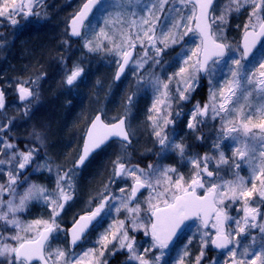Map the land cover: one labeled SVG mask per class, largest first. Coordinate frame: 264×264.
I'll list each match as a JSON object with an SVG mask.
<instances>
[{"label": "snow or ice", "instance_id": "obj_1", "mask_svg": "<svg viewBox=\"0 0 264 264\" xmlns=\"http://www.w3.org/2000/svg\"><path fill=\"white\" fill-rule=\"evenodd\" d=\"M41 2L2 0L0 18L15 26L18 15L39 17L35 8ZM243 12H247V20L236 25L240 39L233 45L226 42V32L232 15ZM97 14L101 20L93 25L92 17ZM65 33L68 39L63 43L69 48L71 38L76 37L87 53H105L115 58L113 82L117 86L127 78L126 69L131 66L136 86L123 101V114L107 119L101 110L90 119L72 166L66 170L56 168L55 191L37 183L19 191L28 182V177H21L33 164V171L46 169L51 173V162L36 163L37 147L26 145L20 149L18 142H13L8 135L11 118H7L8 123H0V264H109L106 253L115 256L122 252L126 253L122 264H162L165 250L180 238L185 223L193 219L200 225L199 251L192 252L194 237L189 236L172 264H204L209 249L226 256L223 264H264V0H226L223 5L217 0H148L146 4L141 0H84ZM177 46L179 52L164 61L167 50ZM60 59L65 62L62 83L71 91L83 82L85 70L79 63L68 70L66 58ZM146 65L160 67L161 73L166 70L164 65H178L166 80L154 72L148 74L154 98L147 119L154 145L159 146L157 157L177 153L192 165L190 179L178 173L175 166L161 167L159 160L146 168L131 165L130 155L126 154L135 135L131 121L147 80L141 71ZM45 76L46 73L39 74L15 85L19 101L25 105V116L32 100L39 98L37 88ZM205 77L208 102L201 105L197 101L188 113L180 109L173 114V104L190 102ZM253 97L259 103H253ZM5 109V92L0 90V110ZM185 117L186 128L193 133L207 127L209 120L219 121L215 136L209 133L208 137L211 152L218 153V158L208 152L203 156L190 154L183 138L176 141V123ZM212 127L216 128L215 123ZM32 135L36 141H43L40 131L34 130ZM196 139L206 138L199 132ZM225 140L232 142L231 157H226L222 147ZM113 141L119 143L120 153L111 161L107 183L89 198L83 214H75L70 227H65L62 214L75 198L78 178L106 153ZM213 160L215 168L211 167ZM241 164L247 165L248 178L239 171L234 173V179L221 176L222 170L233 174L231 169L239 170ZM121 183L117 196L112 186ZM142 189L148 191L144 201L140 200ZM33 202L49 209L47 219H21L20 214ZM238 204L242 207H236ZM233 207L242 215H231ZM112 209L117 218L98 236V248L77 254L74 249L102 226ZM122 212L126 215L119 219ZM253 230H258V235ZM140 232L150 237L147 247L139 244L134 235ZM61 233L68 244L52 248L51 241ZM248 237L251 243L243 244Z\"/></svg>", "mask_w": 264, "mask_h": 264}, {"label": "rangeland", "instance_id": "obj_2", "mask_svg": "<svg viewBox=\"0 0 264 264\" xmlns=\"http://www.w3.org/2000/svg\"><path fill=\"white\" fill-rule=\"evenodd\" d=\"M83 1L84 0H42V2L35 8V11L40 13L39 17L36 15H32L30 17H24V16L18 15L15 17L18 21L17 25L15 26L12 25L8 19L0 18V59L4 61L7 58V56H9L10 58L7 60H11L14 62L17 60H21L24 65L23 68L24 69L26 68V73L24 72L23 75H19V78L14 77L10 80L7 79L6 82H4V80L2 79L0 80V90H3L5 92V102H6V109L0 110V116L1 117L4 116L6 118V121L4 123H8L7 118H11L13 121L16 115H21L22 112L24 114L25 105L18 100V97L16 96L17 98L15 99L16 101H14V103H12L13 100L10 99V95H17L14 84H17L18 82L26 81L29 79H35L36 75H38V72L36 73L35 69L40 70L42 65H45L47 63L50 64L49 66L50 69H48L47 67V69L49 70L48 76H45L40 81L39 86L37 88V91L39 92V98L33 99L31 104L28 106L30 108L31 115H32V118L28 122V125H27L28 131H32V132H28L27 135L24 137V139H27L28 141L37 142V143L39 142V141H36L35 137L32 135L33 131L35 130L31 126L33 125L32 120H33V117H35V115L38 114V113H33L34 110L44 109V112H45L44 115H46V112H47L48 117L43 118L41 120V124H43V126L46 129H52L53 125H51L50 123L52 121H53L54 126L58 123L63 122L64 118L62 117L60 118H58V116L52 117L55 115L54 113H56L55 112L57 108L56 101H52L50 100L51 98H49L47 102L49 103L48 106H47L46 100L42 105L40 102L41 92H44V93L47 92L48 94L49 91L53 92L54 90H56L55 84L57 83H56V80H54V78L61 82L65 79V62L61 61L60 59L61 56L67 59L68 55H75L73 63L69 65L66 64L68 70L72 69L74 63H79L84 68L85 72H86L87 67H89V69L90 68L93 69V62L97 64L94 59L98 57L99 61H101L103 64H104V61L107 62V64L109 62L110 64L113 63L112 68L111 67L102 68L99 74L100 76H102L106 72H109V74H111V77L113 78L114 72L116 71L115 69L116 64L113 62L115 59L114 57H109L105 53H87L86 50L82 48V41L80 40H78V42L71 43L70 48L63 43L64 40L68 39L65 33V29L67 28L66 24L69 18L75 13L77 8ZM112 2H115V0H112ZM141 2L146 4L148 0H141ZM0 3H2V0H0ZM217 3L220 5H223L224 3H226V0H218ZM109 10L115 11L116 9H109ZM217 14H219V12H217ZM100 20H101V17L99 16V14L94 16L92 18L93 25H95L97 22H100ZM240 20H241L240 24L243 25V23L247 20V12H243L239 16H237L234 13L230 20V23L239 22ZM236 25L237 24L231 25L227 29V32H226V36H227L226 42L231 43L233 45H235L239 41L240 32H239V38L236 40L231 39L228 35L232 31V29L234 30L236 29ZM96 30L98 31V29ZM89 38H91V36H89ZM48 49H51L54 51L51 53L50 50ZM46 50L48 54L52 55L51 56L52 58L50 59L45 58V55H43L42 53ZM179 50L180 49L178 46L175 47L174 50L173 49L167 50L166 54L163 57L164 61H170L171 58L175 56L177 52H179ZM105 58L106 60H104ZM91 59H93V61ZM108 59L109 61H107ZM89 60L91 61L88 62ZM43 67H46V66H43ZM164 67L166 68V70L163 73H161L160 67L152 68L151 65H146L145 69L141 70L146 75L147 80L144 82V87L142 88L140 92V99L137 105V109L135 111V116L131 121L132 128L135 130V135L133 136L132 140L137 143L141 142V144L147 143L148 146L138 151L137 153L138 156L145 157L146 159L144 161L145 165L142 163H139L140 160L138 159L136 160V158L133 156H130V163L131 165L139 164L140 167L146 168L149 163H154L157 160H159L161 167L167 166V165L175 166L178 170V173H182L186 178L190 179L192 172H193L192 165L188 163L186 160L182 161L177 153L175 152L168 153L163 158H159L157 157V155L155 156V158L153 157L154 153L158 151L159 146L154 145V138L151 135L152 131L150 132L151 139L148 138L146 134L147 126L145 124H142L144 122V119L148 120L147 119L149 115L148 109L151 107V104L154 98L153 89L150 84L151 76H149L148 74L154 72L156 75L160 76L161 79L166 80L168 75H170L172 72L177 70L178 65H173L170 68L167 67V65H164ZM23 68L22 70H24ZM109 74H105L104 78L106 80L109 79ZM48 77H51V78H48ZM126 77L127 78L123 79L119 83L118 87H115V89H113L114 87L109 88L108 87L109 83L107 85L105 84L100 85L99 89L103 90V93L105 94V96L107 95L113 96L116 93L120 97H124L122 99L120 98V102H121L120 105L117 102L113 104V106H118L119 108L115 112L113 111L109 112L108 113L110 114L109 117H112L115 114L116 115L123 114V108H122L123 101L126 98V96L129 95L131 91L135 89L136 77L133 75L131 66L129 67ZM204 81L207 84L208 96L204 103L199 102L201 105L207 103L208 97H209V85H208L207 77H205ZM95 86L97 87L96 84ZM66 89L67 91H69L68 87ZM177 100H178V97H177ZM184 103L186 102H179V105L173 104V107H172L173 114H175V111H177L178 108L182 109L183 108L182 105ZM196 103L197 101L194 102L193 104L192 103L189 104V102H187L188 104L187 106L189 107V109H191L193 105H195ZM240 103H244V101L241 100ZM253 103H259V100L253 97ZM237 107H239V105H237ZM68 108H70L69 105L66 106V110H68ZM110 109L112 110V108ZM51 110L54 111L52 116H50ZM182 119L178 120L175 126V131L177 133L175 139L177 142H179L181 138H183L184 140L188 136V132H189V130L186 128V123H187V117H186L185 125L181 126L183 133L178 134V131L180 129V124L182 123ZM148 123H149L148 126L151 127L150 122ZM213 123H215V126H216L215 129H213L212 127ZM17 125H19V123L12 122L11 129L15 131V128H16L15 126ZM219 127H220V124L218 120L215 122L209 120L208 126L202 127L199 130V132H202L206 138L204 141H200L196 139V136L199 134V132H197V133H193L191 137L192 141L190 140L189 144L187 142H184L185 144L189 146L188 152L193 155L199 154L200 156H203L206 152H208L210 154L215 155L216 158H218V153L211 152L212 141L211 139H208V137H209V133H211L212 137H214L216 134V129H219ZM169 128H170L169 131H171L172 126L170 125ZM8 135H10V132H8ZM231 144L232 142L230 140L223 141L222 147L225 151L226 157L232 156V149L231 147H229V145ZM150 149L152 151H149ZM114 150L115 149L113 150L111 149L109 154L115 155L116 153ZM119 153L120 151L117 154ZM126 154L130 155L128 151ZM47 160L50 161L48 157H47ZM109 164H111V162ZM106 166H108V164ZM51 167L54 169V166H51ZM211 167L213 168L216 167L215 160L212 161ZM109 168L111 169L112 166H110ZM53 171L55 172V169ZM237 171H239L240 175L246 178L250 176L247 165L245 164H241V169L239 170L233 167L231 169V172L233 174H226L225 171L222 170L221 176H223L225 180L234 179L235 178L234 173ZM39 172H42V171H39ZM44 172H48V171L45 169ZM83 173H86V170H84ZM55 175L56 174L53 173L52 178H50L49 181L44 180L45 178H43L39 182H37V184H40L41 182L42 185H45L49 189V191H55L56 179H57ZM108 178H109V175H108ZM108 178L102 183L103 186L108 181ZM2 179L6 180V177ZM127 183L130 188L132 181L129 179ZM249 185H250V181H249ZM120 186H123V184L121 183L120 185H113V188H112L115 195L117 196L120 195L119 193ZM27 187H24V188L22 187L19 189V191L22 192ZM144 191H142L143 195L140 196L141 201H144L145 198L148 196V191L146 189ZM201 194H202V190H201ZM4 198L7 199V196H5ZM32 204H37V206H31ZM32 204L29 206L26 212L20 214L21 219L24 222H28V221L41 218V217L44 218L43 216H45L44 215L45 212L48 218V216L50 215L49 209L42 207L41 204L37 202H33ZM85 206L86 205H82L80 209L81 212H83V210L85 209ZM67 207L68 206L66 205V210L62 214V223L65 227H70L73 216H71L70 219L68 217L67 219L63 217L64 214L69 210ZM92 207H95V206H92ZM236 207H242V205L238 204L236 205ZM44 209H47V210H44ZM229 211L231 215H233L234 217H238L239 215H242V212L241 213L236 212L235 207H233ZM125 215L126 214L122 212L121 214H119L118 218L124 219ZM47 218H44V219H47ZM116 218H117V214L115 213V209H112V215L105 217V219L102 222V226H98L95 231L90 233L87 239L83 241L78 248L74 249V251L77 254H80L82 251L87 250L88 248H98V245L96 244L98 236L102 232H104V230L107 229L108 226L112 223L113 219H116ZM67 220L69 221L67 222ZM199 227H200L199 222H194L191 225H189V227L185 230V232L180 236L178 242L175 244L173 249L172 250L168 249L167 251H165V256L162 259V264H172V261L176 259L178 256L179 249L183 246V244L187 243L189 236L194 237L193 243L192 245H190V248L194 254L197 253L199 251V243H200L199 233H198ZM61 234L56 240L51 241L52 248H55L57 246H66L68 244L64 242ZM253 234L258 235V230H253ZM138 243L143 245L144 247H147L151 243L150 237H146V238H143L142 240H138ZM249 243H251V237H248L247 239L243 240V244L247 245ZM124 254H125L124 260H125L126 253ZM106 258L108 259L109 264H120L119 262L122 261L121 258L114 259V257L110 253H106ZM225 258H226L225 255H222L221 253H216L213 249H209L206 253V259H205L204 264H216V261H219V264H223V261Z\"/></svg>", "mask_w": 264, "mask_h": 264}, {"label": "trees", "instance_id": "obj_3", "mask_svg": "<svg viewBox=\"0 0 264 264\" xmlns=\"http://www.w3.org/2000/svg\"><path fill=\"white\" fill-rule=\"evenodd\" d=\"M241 20L239 22L230 23V26L233 24H240ZM241 25V24H240ZM231 39L236 40L239 38V31L237 28L230 32L228 35ZM52 53L54 50L48 49ZM45 52V53H44ZM42 54L45 55V58H48L47 50L44 51ZM40 55V54H39ZM52 55L50 54L49 57ZM84 56V55H83ZM10 57L7 56V58L2 61L0 59V80H10L14 77L19 78V75H23L24 72L26 73V68L24 69L23 62L21 60L17 61H11L7 60ZM75 55H68L66 59V64H72L74 61ZM90 58V57H89ZM97 59V60H96ZM110 59V58H109ZM109 59L107 61H109ZM93 61V59H91ZM89 60L88 62H90ZM95 62H93V69L89 67L86 68L85 75L83 77V82L80 83L78 86L74 87L71 91H67V86L63 84L61 81L56 80L55 86L56 90L47 92H41L40 93V99H41V105L45 102H48L49 98L52 101L57 102V108L58 112L54 113L53 110H51L50 116L55 117L58 116V118L62 117L63 122L58 123L54 126L53 121L50 122L51 125H53L52 129H46L43 124H41V120L43 118L48 117V114L46 112V115H44V109H38L34 110L33 113H38L33 117L32 120V128L36 131H40L43 135V141L32 142V145H29V147H37L38 148V159L36 163H40V153L42 154V150L44 149L47 152V155L50 156V162L51 166H54L57 168V166L61 167L63 170H66L67 168H70L72 166V160L78 153L83 134L85 132V128L87 124L89 123L90 119L103 110L104 113H106V118L111 119L113 116H117L116 114L112 117H109V112L117 111V109H114L112 107V110L108 107V104L111 100H113V96H105V94H101L100 99H96V94L91 89L93 85H97V88H100V85H107L109 83V88L111 87V84L109 82V79H105L104 76H100V72L102 68L105 67H111L112 64L110 62L107 64V62L104 61V64L99 61L98 57L94 59ZM106 60V58L104 59ZM83 62V61H82ZM109 65V66H108ZM104 66V67H103ZM22 68L25 70H22ZM36 73L39 74L46 73V76H48L49 70L47 67H42L41 69H35ZM104 74H107L104 73ZM51 78V77H48ZM47 79V78H46ZM45 81V79H44ZM16 84H14L15 86ZM96 87V86H95ZM114 89V88H113ZM208 96V90H207V84L206 82L202 81V87L198 88L192 95L190 103H194L196 101H199L200 103H204ZM42 97V98H41ZM71 101V103H69ZM49 103H47L48 106ZM46 105V104H45ZM70 106L68 110H66V106ZM105 107V109H104ZM30 116H25L23 113L21 115H16L13 119V123L17 122L19 125L15 126L16 128L23 127L24 125H28V122L31 120ZM6 121V118L4 116H0V123H4ZM149 121L144 119V122L142 124H145L147 126V136L150 138V132L151 127H149ZM26 123V124H25ZM25 129V128H24ZM170 129V128H169ZM28 131V129L26 130ZM32 132V131H30ZM16 133H23V131H19ZM183 130L179 129L178 134H182ZM152 135V134H151ZM193 135V132L189 131L188 136L184 139V142H187L189 144L190 140L192 141L191 137ZM22 137V136H21ZM19 137L15 140L13 138V142L17 141ZM150 141V140H149ZM148 145L147 143L143 144L142 149L146 148ZM193 146V145H192ZM21 149V148H20ZM111 149H115V155H110ZM141 149V150H142ZM120 151V145L113 143L111 147H109L105 154H102L100 157H98L93 164H91L88 168H86V173H83L81 177L78 178L77 181V190L75 194V198L72 201H69L67 204V208L69 209L65 214L64 218L67 219V217L70 219L71 216H74L75 214L83 213L80 211L82 205H87V202L90 197L96 196L102 189H103V182L108 178L109 172H111V169L109 168L112 166L109 164L112 160L116 159L117 153ZM130 153H132V156L137 154L136 150L134 148H129ZM46 155V156H47ZM156 152L154 153L153 157L155 158ZM58 158V160H57ZM136 158V157H135ZM137 160V159H136ZM139 163H142L145 165V157L141 156L139 157ZM148 161V160H147ZM108 164V166H106ZM36 167V164H33L22 177V180L24 177H28V182L23 184V188L27 187V185L30 183H37L41 179H39L38 173L39 171H33V169ZM52 168V174L54 171ZM52 178V176H49ZM49 181V180H48ZM52 182V181H51ZM50 183V182H48ZM107 183V182H106ZM113 188V186H112ZM99 201L97 200L96 203ZM35 205V204H33ZM95 206V203L92 205ZM33 210V209H32ZM69 220H67L68 222ZM66 225V224H65Z\"/></svg>", "mask_w": 264, "mask_h": 264}, {"label": "flooded vegetation", "instance_id": "obj_4", "mask_svg": "<svg viewBox=\"0 0 264 264\" xmlns=\"http://www.w3.org/2000/svg\"><path fill=\"white\" fill-rule=\"evenodd\" d=\"M218 1V0H217ZM80 6V5H79ZM66 26H67V24H66ZM75 42H78V39L77 40H73V39H71V43H75ZM116 69V68H115ZM128 70H129V68L128 69H126V74H127V72H128ZM110 73H111V71H110ZM107 74H109V72H107ZM114 75H115V72H114ZM114 75H113V78H114ZM113 78L111 77V74H109V79L111 80V82L113 83ZM123 80V79H122ZM121 80V81H122ZM115 87H118V86H116L115 85ZM114 87V88H115ZM18 97V94L17 95H10V99L11 100H13L12 101V103H14V101H16L15 99ZM18 100H19V97H18ZM182 107H184V109L182 108V110L185 112V113H187L190 109H189V107L187 106V104H183L182 105ZM178 110H180V108H178ZM177 110V111H178ZM176 112V111H175ZM23 113V112H22ZM8 115V114H7ZM12 115V114H11ZM96 115V114H95ZM94 115V116H95ZM27 116H31V111L29 112V114L27 115ZM93 116V117H94ZM185 119H186V117L185 118H183L182 119V123L180 124L181 126H183V125H185ZM26 124V123H25ZM25 128V129H24ZM23 131V133H16V132H19V131ZM27 130V124L26 125H24L23 127H19V128H15V131L14 130H10V137H12V139L14 138L15 140L17 139V137H19V139L17 140V141H15V142H18V146L21 148V149H24V147L27 145L28 147H29V145H32V142L31 141H28L27 139H24V137L27 135V133L28 132H30V131H26ZM22 136V137H21ZM113 143H115L116 144V142H113ZM112 143V144H113ZM82 144V143H81ZM117 144H119V143H117ZM135 144H137V142H134L133 140H132V145H131V147H129V148H133L134 147V145ZM139 144H141V142H139ZM145 144V143H144ZM143 145V144H142ZM129 148L127 149V151H128V153L130 154V156H132V153H130V151H129ZM47 155V152H46V150L44 149V151L42 150V154L40 153V158H39V160H41L40 161V163H42L44 160H47V157L50 159V156H46ZM135 157H136V159H138L139 160V156H138V154H135L134 155ZM57 160H58V158H57ZM58 167V166H57ZM54 169H55V172H53V173H55L56 174V167H54ZM52 173V174H53ZM52 174H50L49 172H44V170L42 171V172H39L38 173V176H39V179H43V178H45L44 180H49L50 179V175L52 176ZM55 177L57 178V175H55ZM21 179H22V177H21ZM40 184H42L41 182H40ZM145 192V191H144ZM31 206H37V204H35V205H31ZM44 210H47V209H44ZM42 214H43V212H42ZM44 215L45 216H43L44 218H47V216H46V212L44 213ZM64 217V216H63ZM92 233V232H91ZM90 234V233H89ZM135 236H136V239H137V241L138 240H142L143 238H146L142 233H135L134 234ZM61 236H62V238H63V240H64V242L65 243H68V241L67 240H65V238H64V235H63V233L61 234ZM83 242V241H82ZM81 242V243H82ZM81 243H80V245H81ZM79 245V246H80ZM173 248H171L170 250H172ZM168 250V249H167ZM167 250H165V251H167ZM119 255V256H118ZM124 256H125V254L124 253H118V254H116L115 256H113L114 257V259H117V258H121V262H119L120 264H122V262L124 261Z\"/></svg>", "mask_w": 264, "mask_h": 264}, {"label": "bare ground", "instance_id": "obj_5", "mask_svg": "<svg viewBox=\"0 0 264 264\" xmlns=\"http://www.w3.org/2000/svg\"><path fill=\"white\" fill-rule=\"evenodd\" d=\"M49 55L50 54H48V58L47 59H50V57H49ZM43 66H46V67H48V69H50L49 68V66H50V64L49 63H47V64H45V65H42V67ZM103 75H105V74H103ZM109 82H110V84H111V87H115L114 85H116L114 82L112 83L111 82V80L109 79ZM91 89L94 91V93L96 94V99H100L101 98V94H103V90H100L99 88H97V87H95V85H93L92 87H91ZM115 89V88H114ZM113 100H111L110 102H109V104H108V107L109 108H111L112 106H110V105H112V104H114V103H119V105L121 104V102H120V98L122 99V98H124V97H120L118 94H114L113 95ZM117 107L118 106H114V107H112V108H114V109H117ZM119 108V107H118ZM55 112H58V110H55ZM92 118H94V117H92ZM91 118V119H92ZM90 122V121H89ZM89 124V123H88ZM88 124H87V126H86V128H85V132H84V134L86 133V131H87V127H88ZM81 143H82V141H81ZM81 145V144H80ZM142 144H139V143H137V144H135L134 145V150H136V152H138V151H140L141 149H142Z\"/></svg>", "mask_w": 264, "mask_h": 264}, {"label": "water", "instance_id": "obj_6", "mask_svg": "<svg viewBox=\"0 0 264 264\" xmlns=\"http://www.w3.org/2000/svg\"><path fill=\"white\" fill-rule=\"evenodd\" d=\"M83 4V3H82ZM82 4L79 6V8H78V10L80 9V7H82ZM77 10V11H78ZM76 11V12H77ZM74 15V14H73ZM71 19V18H70ZM70 19H69V21H68V23L70 22ZM68 23H67V27H68ZM71 39H73V40H77V38L76 37H72ZM143 190V189H142ZM191 221H194V219L193 220H190V221H187L186 223H185V226H183V230H184V228L186 227V225L188 224V223H190ZM34 263H38L39 264V261H35Z\"/></svg>", "mask_w": 264, "mask_h": 264}]
</instances>
